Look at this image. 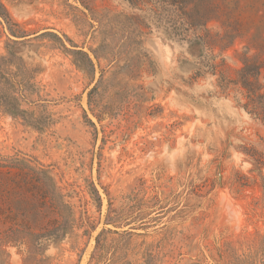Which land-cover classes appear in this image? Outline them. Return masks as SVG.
Here are the masks:
<instances>
[{
    "label": "rangeland",
    "instance_id": "obj_1",
    "mask_svg": "<svg viewBox=\"0 0 264 264\" xmlns=\"http://www.w3.org/2000/svg\"><path fill=\"white\" fill-rule=\"evenodd\" d=\"M0 2L11 18L0 17V54L22 58L23 108L45 121L0 109V221L42 200L33 185L17 189L21 163L49 169L71 209L59 240H42L34 258L27 241L7 244L0 264L264 261V121L244 110L239 84L246 58L264 65V0ZM101 70L99 122L88 100Z\"/></svg>",
    "mask_w": 264,
    "mask_h": 264
},
{
    "label": "trees",
    "instance_id": "obj_2",
    "mask_svg": "<svg viewBox=\"0 0 264 264\" xmlns=\"http://www.w3.org/2000/svg\"><path fill=\"white\" fill-rule=\"evenodd\" d=\"M139 2H144V0H131L132 5L139 4ZM0 17L7 23L11 22L9 12L1 2ZM135 19L137 20L141 18L135 16ZM142 24L145 25L143 21L142 23H138L140 29H142ZM9 30L13 37L23 38V36L16 35L12 29ZM138 32L142 33L139 30ZM9 41L13 44L18 42L11 39ZM202 46L201 39L193 40L190 43L191 49H193L198 56L202 54ZM91 53L94 55L98 66H100V53L93 49H91ZM72 54L77 66L86 71L92 81L95 80L97 67L91 56L83 50L72 51ZM21 60L22 58L19 57L18 53L13 49L9 50L6 55L0 54V109L13 118L21 119L27 124L40 129L43 126V122H45L44 119H41V117H35L33 112L23 108V98L26 97L22 94V90L27 84V67L23 63H20ZM263 66L262 63H258L254 59L246 58L244 61V67L239 72V84L247 93V102L243 105L244 110L264 121V86L260 83L262 69L264 68ZM123 70H125L124 67L119 66L115 72L119 73ZM127 72H129L128 69ZM112 80L114 81V78H112ZM105 81L104 70H101L97 84L89 92L88 104L94 117L99 122H101V117L98 113H95V109L99 108L101 105L100 102L94 98V95L98 94V91L102 88ZM108 86H104L102 89L107 90L110 88ZM110 86L112 87L113 85L110 84ZM106 112L107 111L103 109L100 113L106 114ZM89 122L92 127H95V123L90 120ZM256 163L259 168L264 167V164L260 159H256ZM1 168L5 167L0 166V169ZM15 169L17 170L16 174L19 178L16 182L17 189L20 192L28 191L33 185L38 194L42 196V200L38 202V205H36L34 209L33 206L32 208H26L25 206L22 207V209L19 210V218L17 216L18 219L16 218L15 221H0V251L7 244L16 243L18 241H27L30 246L29 255L34 258L36 252L40 250L41 245L39 244L42 240L55 241L63 236V233L57 231L56 226L62 225V222L65 224L64 214L67 212H70L71 214V209L63 200V195L59 191V187L49 169H36L30 165L22 163L16 165ZM7 173L8 172L0 171L1 185L6 186L7 179L5 177L7 176ZM96 194L100 200L97 191ZM54 215H57V219L53 218ZM58 217L62 218V222L58 220ZM259 264H264V261H261Z\"/></svg>",
    "mask_w": 264,
    "mask_h": 264
}]
</instances>
